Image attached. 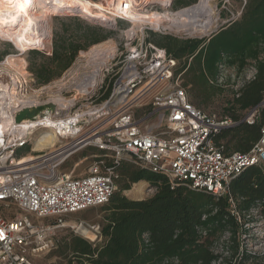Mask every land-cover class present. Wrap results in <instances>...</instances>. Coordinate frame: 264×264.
<instances>
[{
  "label": "built area",
  "instance_id": "built-area-1",
  "mask_svg": "<svg viewBox=\"0 0 264 264\" xmlns=\"http://www.w3.org/2000/svg\"><path fill=\"white\" fill-rule=\"evenodd\" d=\"M171 4L172 0L166 5L154 0L96 4L99 8L94 10L111 23L108 28L119 32L115 53L103 66L94 53L80 54V59H87V71L74 74L68 69L46 85L37 86L27 63L16 66V61L26 60L30 51L51 57V44L25 52L11 44L14 51L0 57V264H35L38 256L55 249L54 231L62 217L106 205L116 191L115 170L123 162L165 176L172 188L181 185L215 197L225 196L228 184L244 170L264 169V126L247 153L226 154L212 140L223 129L252 125L264 103L238 122L204 113L188 98L180 61L148 41L149 33L170 31L155 29L150 21L154 15H172ZM247 68L243 77L229 74L235 92L254 80V64ZM224 69L222 62L210 84L226 83ZM52 86L60 92L71 86L79 98L49 95ZM47 104L53 110H43L32 121L15 122L23 109ZM3 114L9 117L7 123ZM153 120L157 125L149 126ZM48 132L55 142L34 150L36 139ZM30 145L28 152L35 156L22 163L18 152ZM90 147L102 154L93 156L87 175H72L81 162L74 163L72 172H61L70 158ZM230 204L233 208L231 200ZM12 208L19 214L8 218L1 213ZM251 214L257 216V210ZM47 218L55 223L37 221ZM89 229L99 239V227Z\"/></svg>",
  "mask_w": 264,
  "mask_h": 264
},
{
  "label": "trees",
  "instance_id": "trees-1",
  "mask_svg": "<svg viewBox=\"0 0 264 264\" xmlns=\"http://www.w3.org/2000/svg\"><path fill=\"white\" fill-rule=\"evenodd\" d=\"M187 2L192 5L197 0ZM95 29L88 26L82 35L72 34L67 41L64 37L57 38L51 57L38 67L29 60L28 69L35 84L42 86L59 78L80 50L99 43L101 37ZM151 35L149 42L179 61L185 58L181 66V70L185 69L183 86L186 91L188 86L196 91L194 101L201 97L207 103L225 89L227 82L221 86L210 84L218 76L220 63L238 72L254 64V80L232 92L231 103L224 110L226 115L221 118L238 122L245 112L264 103V0H244L240 17L206 41L180 42L170 36L156 41ZM188 98L191 102L189 94ZM235 111L237 114H231ZM263 126L264 105L252 125L240 123L223 129L212 140L222 145L226 154L247 153L258 142ZM115 172V185L120 183V192L144 181L154 190L153 196L132 200L114 192L106 205L98 207L105 212L99 226L100 241L69 236L60 247L66 264H264L260 255L240 245V238L249 232L250 224L264 222L263 168L244 170L228 184L227 194L222 197L181 185L172 188L165 176L126 162ZM254 210L257 216L251 214Z\"/></svg>",
  "mask_w": 264,
  "mask_h": 264
},
{
  "label": "rangeland",
  "instance_id": "rangeland-1",
  "mask_svg": "<svg viewBox=\"0 0 264 264\" xmlns=\"http://www.w3.org/2000/svg\"><path fill=\"white\" fill-rule=\"evenodd\" d=\"M94 4H100V3H110L111 0H88ZM198 2V0H197ZM196 2V3H197ZM195 3V4H196ZM189 5L187 0H172L171 4V10L170 12H175L181 9L188 8L192 5ZM213 9H214V16L216 17V21L212 28L208 30V32L204 34H189L184 31H177L176 29H171L170 31L167 30L166 33L164 32H152L151 37L156 40L160 41L165 36H170L172 38H175L179 40L180 42H184L187 40H208L212 35L217 33L219 29L225 25L228 24V20L234 19L237 20L240 17V14L243 9L244 1L243 0H213L212 2ZM75 11L71 10H65L63 13L56 14L51 17L50 20V31L46 34L45 37H42L45 40L40 41L42 38L39 36L34 38H25L20 37L13 31L3 27L0 24V57L4 56L6 53L13 52V44L17 45H25L29 44V48L36 47L38 45L41 46H47L51 44V47H53L54 41L57 40L59 37H64L65 40H69L70 36L73 34L74 36H80L84 32L85 28L88 26L96 27L95 33L98 37H101V41L99 43L90 45L89 47L80 50L72 64L75 62L74 66L72 64L68 69H70V72L74 74H81L89 69V66L86 64L85 59H80L81 55H86L85 53H88L91 49H93L96 46L103 45V48L109 47L111 44L117 45L118 44V37L119 32L113 31L108 26H106L103 23H99L93 20H88V18L83 17L81 14L77 15ZM171 15V14H170ZM168 15V16H170ZM87 19V20H86ZM67 30V34L65 35V31ZM111 43H108L110 42ZM12 44V45H11ZM81 54V55H80ZM31 55H34L33 57ZM80 56V57H79ZM79 57V58H78ZM87 57V56H85ZM30 61L33 62L34 66L38 67L41 65L46 59L42 56L41 53L38 51H30L27 55V63ZM185 58H182L179 62V67L183 65ZM80 61V62H78ZM227 70H223L222 75L224 82L226 81L228 84L225 85V89H222V92L218 93L215 97H213L210 101L202 102V98L198 97L197 101H194L193 96L195 95L196 91L191 88V86L187 87V91L189 96L191 97L192 104L196 106L197 103L201 104L200 107H197L201 111H203L206 114L215 115L218 118H221L222 116L226 115L225 108L231 103V97L232 92H235L233 89L235 84L232 87V84L230 83L229 74H236L240 77H243L246 73L248 68H246L242 72H238L237 70L233 69L234 71L231 72V69L225 66ZM67 69V70H68ZM66 70V71H67ZM28 73H30L29 69L27 70ZM65 72V71H64ZM63 72V73H64ZM62 73V74H63ZM31 74V73H30ZM61 74V75H62ZM32 75V74H31ZM33 77V76H32ZM62 76H60L58 79H60ZM183 84L185 82V77L183 78ZM34 80V77H33ZM55 79V81H57ZM54 81V82H55ZM221 86V85H218ZM49 95L54 94H60L61 96H77V91H73L72 87H66L63 92H60L55 87H51V89L46 92ZM52 93V94H51ZM76 98H79L78 96ZM81 102V100L79 101ZM231 114H237V112H233ZM150 125H157V121L153 120L148 124ZM32 147L30 145L28 148L24 150H20L18 154H24V157H34V154L29 153V149ZM93 156H99V154H96L91 150V147L88 149L83 150L82 152L78 153L74 157L70 158L69 161L62 167L61 172L70 173L72 172V167L74 163L81 162L78 167L73 170V176L74 177H81L88 174V167L94 161ZM86 157L83 161V158ZM105 159V158H104ZM106 162H108V158L105 159ZM150 186L143 182V183H137L133 184L131 186V189L129 191H123L120 192V183L117 182L116 191L115 194L121 193V195L127 196L130 199L134 198H150L153 196L154 192L150 191ZM2 214L6 215L8 218H12L13 215H16V210L12 208L8 211V213H4L1 211ZM109 213H112L111 211ZM19 214V212L17 213ZM105 216V212L102 211L101 208H92L83 212L75 213V214H69L62 217V221L59 227H57L54 231V239L56 243V248L51 250L49 253L41 254L38 256L34 263L35 264H66L64 258L60 255V247L63 245V243L69 238L71 235H76L78 237H81V235L78 232V228L85 227L89 229V227H99L102 223V220ZM38 223L42 225H52L55 223V219L53 218H47V219H41L37 220ZM88 226V227H87ZM90 230V229H89ZM91 231V230H90ZM92 232V231H91ZM88 242H92L84 237H81ZM96 242H99L100 239L95 238ZM240 245L243 249L247 250L251 253H257L262 257L263 263H264V222L259 221L255 224L249 225V232L245 235H242L240 238Z\"/></svg>",
  "mask_w": 264,
  "mask_h": 264
},
{
  "label": "bare ground",
  "instance_id": "bare-ground-1",
  "mask_svg": "<svg viewBox=\"0 0 264 264\" xmlns=\"http://www.w3.org/2000/svg\"><path fill=\"white\" fill-rule=\"evenodd\" d=\"M155 2L166 5L170 0H154ZM213 0H198V2L188 8L175 11L170 16L158 17L154 15L150 21L153 28L176 29L177 31H184L189 34H204L208 32L214 25L216 17L214 16V9L212 5ZM95 8H99L96 4L88 0H0V24L13 31L20 37L34 38L45 37L50 31L51 17L71 10L78 12L83 17L104 20L106 26H110L105 16L97 13ZM43 39V38H42ZM108 43H111L108 42ZM32 44V43H29ZM29 44L23 46L13 44L15 48L20 51H27ZM94 53L96 59H100V65L109 61L115 53V45L111 44L107 48L99 45L91 49L87 54ZM25 60L23 57L16 61V66H24ZM51 102L54 103L52 100ZM5 122L9 120L5 116ZM55 142V137L52 133L48 132L41 138H37L34 143V150H39L48 147ZM33 159L24 157L22 163H27ZM88 227V226H87ZM81 237L90 241H94L96 236L89 229L85 227L78 228Z\"/></svg>",
  "mask_w": 264,
  "mask_h": 264
},
{
  "label": "water",
  "instance_id": "water-1",
  "mask_svg": "<svg viewBox=\"0 0 264 264\" xmlns=\"http://www.w3.org/2000/svg\"><path fill=\"white\" fill-rule=\"evenodd\" d=\"M76 14L79 15L78 13ZM88 20H91V19H88ZM53 108L54 106L52 104H47V105L38 106L35 108H31V109H23L16 115L15 122L19 124L25 121L35 120L43 110H46V109L53 110Z\"/></svg>",
  "mask_w": 264,
  "mask_h": 264
},
{
  "label": "crops",
  "instance_id": "crops-1",
  "mask_svg": "<svg viewBox=\"0 0 264 264\" xmlns=\"http://www.w3.org/2000/svg\"><path fill=\"white\" fill-rule=\"evenodd\" d=\"M52 48V47H51ZM42 56L44 57V59H49L50 57L49 56H45V55H43L42 54ZM25 59H27V57L25 58ZM26 61V60H25ZM26 63H27V61H26ZM27 65H28V63H27ZM57 80V79H56ZM55 80H53V81H51L50 83H52V82H54ZM144 181H140V182H138V183H143ZM146 183V182H145ZM137 184V183H136ZM135 185V184H134ZM150 191H153L154 192V190L153 189H151ZM127 197V196H126ZM152 197V196H151ZM150 197V198H151ZM128 198V197H127ZM130 199V198H129ZM148 199V198H147ZM132 200H144V198H134V199H132Z\"/></svg>",
  "mask_w": 264,
  "mask_h": 264
},
{
  "label": "snow or ice",
  "instance_id": "snow-or-ice-1",
  "mask_svg": "<svg viewBox=\"0 0 264 264\" xmlns=\"http://www.w3.org/2000/svg\"><path fill=\"white\" fill-rule=\"evenodd\" d=\"M25 2H27V0H25Z\"/></svg>",
  "mask_w": 264,
  "mask_h": 264
}]
</instances>
